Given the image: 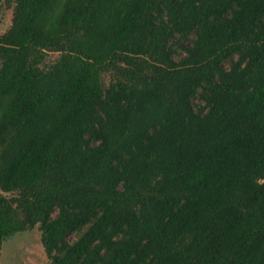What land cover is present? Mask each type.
Returning a JSON list of instances; mask_svg holds the SVG:
<instances>
[{
    "label": "trees",
    "instance_id": "obj_1",
    "mask_svg": "<svg viewBox=\"0 0 264 264\" xmlns=\"http://www.w3.org/2000/svg\"><path fill=\"white\" fill-rule=\"evenodd\" d=\"M3 7L0 255L264 264V0Z\"/></svg>",
    "mask_w": 264,
    "mask_h": 264
},
{
    "label": "rangeland",
    "instance_id": "obj_2",
    "mask_svg": "<svg viewBox=\"0 0 264 264\" xmlns=\"http://www.w3.org/2000/svg\"><path fill=\"white\" fill-rule=\"evenodd\" d=\"M11 9L3 7L0 14V33L11 23ZM54 57L55 53H49ZM69 234L68 239L74 238ZM0 264H50L40 238L38 225L30 230L17 232L2 242Z\"/></svg>",
    "mask_w": 264,
    "mask_h": 264
}]
</instances>
